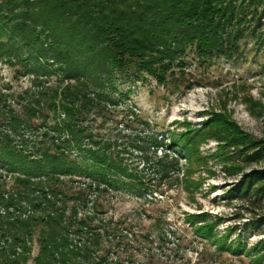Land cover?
Here are the masks:
<instances>
[{
    "label": "trees",
    "instance_id": "obj_1",
    "mask_svg": "<svg viewBox=\"0 0 264 264\" xmlns=\"http://www.w3.org/2000/svg\"><path fill=\"white\" fill-rule=\"evenodd\" d=\"M239 1L2 0L5 8H0V34H9L19 44L3 49L0 43V57L14 64L12 58L21 56L25 50L22 60L34 81L41 83L44 76L55 74L59 85L50 94L39 92L38 97H32L23 106L29 117H35L43 108L41 97L50 98L48 107L54 115L53 123L49 124L45 116L41 125L43 134L50 135L48 140L38 142L33 126L6 105L7 96L0 92V111L5 118L0 124V264H26L31 239L37 231L39 253L34 257V264H71L76 257H83V264L87 263L88 247L73 245L69 235L71 228L86 227L92 216L77 220L78 207L67 209L66 205L69 198L75 199L74 202L80 200L79 206H85L86 194L78 190L73 198L52 184L63 176L76 175L86 178L87 182L83 183L88 189L103 185L126 187L129 179L140 185L142 182L132 172L133 161L120 150H114L116 142L94 137L83 126L84 115L90 114L92 107L104 114L109 111L108 104H117L114 93L119 94V74L138 81L144 73L154 77L157 83L166 84L172 78L177 79L174 64H181L188 48L194 49L202 59L222 53L223 42L243 34V26L256 14L237 6ZM259 19L260 15L258 22ZM229 27H236L237 34H229ZM13 49L14 57L11 56ZM129 68H134L133 73L128 72ZM174 88H178L176 84ZM126 94L123 92L120 96ZM138 117L131 110L122 120L128 125L138 121ZM207 126L204 130L187 129L178 137L168 131L167 143L163 136L137 135L135 138L144 144L139 162L166 175L177 159L171 157L169 163H164L167 154L164 158H157L154 153L150 156L152 146L165 144L191 163L194 158H202L199 144L213 137L237 150L234 158L237 162L226 168L229 173L244 165L264 163V138H252L226 112L216 115ZM14 136L19 138L20 145L14 143ZM30 144L33 150L27 149ZM1 168L16 173L15 185L10 190L2 178ZM201 183H196V188ZM234 188L237 198L264 211V167L243 174ZM22 202L30 205L36 215L27 211L26 218L17 215V211L25 210L19 207ZM210 227L203 231H209Z\"/></svg>",
    "mask_w": 264,
    "mask_h": 264
},
{
    "label": "rangeland",
    "instance_id": "obj_2",
    "mask_svg": "<svg viewBox=\"0 0 264 264\" xmlns=\"http://www.w3.org/2000/svg\"><path fill=\"white\" fill-rule=\"evenodd\" d=\"M236 5L256 14L243 26L241 35L235 32L236 27L227 28L229 34L237 35L223 42L222 53L202 59L194 49L188 48L181 64H174L177 79L168 77L166 84H159L144 73L138 81L119 74V94L114 93L117 104H108L107 113L92 107L90 114L84 115L83 126L94 137L116 142L114 150H120L133 161L132 172L142 182L140 185L129 179L126 187L103 185L88 189L83 183L86 178L76 175L63 176L52 184L73 198L78 190L86 194L85 206H79L80 200L74 202L75 199L69 198L66 205L67 209L78 207L77 220L92 216L86 227L79 228L81 232L71 228L69 235L73 245L88 247V264H264V211L234 193L239 178L252 170H262L264 163L244 165L229 173L226 168L237 162L234 159L237 150L207 137L199 144L202 158H194L191 163L165 144L152 146L150 156L154 153L155 157L164 158L167 154L164 163H169L171 157L177 159L175 166L163 175L139 162L144 144L135 138L154 134L158 138L163 136L167 143L168 131L178 137L187 129L204 130L222 112L252 138H264V0H240ZM3 7L0 0V8ZM0 43L3 49L17 44L9 34H0ZM15 54L13 49L11 56ZM23 54L12 58L14 64L0 57V92L7 96L6 105L33 126L37 142L45 141L50 134H43L42 121L46 116V121L52 124L54 116L48 107L50 98L41 97L43 108L35 117H29L23 106L41 91L50 94L59 85L58 79L51 74L44 76L41 83L35 82L24 66ZM133 71L134 68L128 69L129 73ZM123 92L127 94L122 97ZM131 110L138 113V121L126 125L123 115ZM3 118L0 111V124ZM14 139V143H20L18 137ZM29 146L27 149L33 150ZM1 173L10 190L15 185L16 173H8L4 168ZM196 183L201 185L196 188ZM19 207L25 208L16 212L22 218L27 217L26 211L36 215L25 202ZM208 227L209 231H203ZM37 235L38 231L32 236L26 264H34L39 253ZM84 262L83 257H76L71 264Z\"/></svg>",
    "mask_w": 264,
    "mask_h": 264
}]
</instances>
